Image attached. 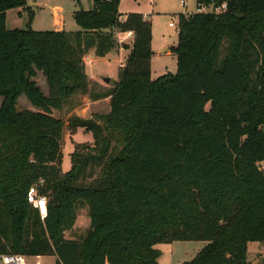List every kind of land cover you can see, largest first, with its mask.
Returning <instances> with one entry per match:
<instances>
[{
  "label": "trees",
  "instance_id": "trees-1",
  "mask_svg": "<svg viewBox=\"0 0 264 264\" xmlns=\"http://www.w3.org/2000/svg\"><path fill=\"white\" fill-rule=\"evenodd\" d=\"M27 1L0 0V256L159 264L158 245L203 241L182 264H249L248 245L264 243V0H196L227 8L180 14L177 72L155 80L152 24L122 19V0L75 12L78 32L34 31L29 9L27 28L8 29L7 12ZM128 32L118 82L99 96L110 112L103 126L73 120L94 145H76L63 173L65 124L52 111L87 93L84 56L105 58ZM23 96L38 110H19ZM40 178L45 219L27 201ZM83 208L88 230L67 239Z\"/></svg>",
  "mask_w": 264,
  "mask_h": 264
},
{
  "label": "rangeland",
  "instance_id": "rangeland-1",
  "mask_svg": "<svg viewBox=\"0 0 264 264\" xmlns=\"http://www.w3.org/2000/svg\"><path fill=\"white\" fill-rule=\"evenodd\" d=\"M47 1L50 7L59 5L65 11L67 23L75 22L72 16V9L77 6V0H44ZM182 2H186V7L182 5ZM87 5V0H85ZM35 9V8H34ZM80 10V9H79ZM197 10V11H196ZM120 14L123 16L134 12H140L146 14L150 18V22L153 28L154 36V51L155 58L152 61L151 79L155 80L158 77L177 72V58L175 54H165L163 52L167 47H175L178 44V20L179 14L191 15L196 12H217L213 5L203 8L198 7L196 0H122L119 5ZM37 14L36 22L42 24L50 17L49 9L45 8L43 11L35 9ZM28 17L26 15L25 21L17 17L16 11H11L8 14V29H25ZM173 24V26L171 25ZM37 28V25H35ZM123 38V36H120ZM123 45V44H122ZM120 44V47L122 46ZM119 49V47L117 48ZM90 52H88L84 58L85 67H96V62L91 61L89 58ZM98 71L103 72L108 70L111 72L110 76L116 78L117 64L114 61H99ZM87 74V69L85 70ZM110 82L106 83L104 80L100 81V85L92 84L89 82L88 91L86 94H78L67 100L64 106L60 110H53L52 115L55 118L61 119L65 124L63 147H62V159L61 167L59 169L63 173H67L72 168L71 154L74 152L76 145L84 147H91L94 145V139L91 133H87L84 128L72 127L73 120L76 118L82 119L80 115L82 110L85 109L86 118L83 120H90L101 126H103V118L106 117L110 110H108L106 104H99L98 106L90 107L88 105L89 97L92 99L98 98L100 95L110 92L112 89L108 86L114 85V81L109 77ZM37 84L41 87L45 95H48V86L45 77L42 72H38L35 78ZM2 99L0 98V107ZM210 103L205 105V109L209 110ZM18 109H32L38 110L33 107L26 97H21L18 101ZM91 116V117H90ZM81 129V130H79ZM264 168V164L262 165ZM39 178V177H38ZM39 180V179H38ZM36 184V182L34 183ZM33 184V185H34ZM49 200V197H48ZM89 216L86 208L79 210L76 219L75 226L69 234V238L79 235H84L89 228ZM89 224V225H88ZM74 234V235H73ZM207 245L203 241H180L172 244H161L157 248L161 253L159 264H182L189 262L195 258V256ZM49 264H55V258L46 260ZM248 262L249 264H264V243H250L248 245Z\"/></svg>",
  "mask_w": 264,
  "mask_h": 264
},
{
  "label": "crops",
  "instance_id": "crops-1",
  "mask_svg": "<svg viewBox=\"0 0 264 264\" xmlns=\"http://www.w3.org/2000/svg\"><path fill=\"white\" fill-rule=\"evenodd\" d=\"M48 4L49 3L47 1H44V0H28L26 7L14 9V11H16L17 17L19 19H21V20H24V21H25L26 15L28 17L27 9L33 11L34 18H33V22H32L31 28L34 31H55V32L65 31V32H69V33H74V32H78V31L81 30L80 27L76 24V22H72L71 21V22L67 23L66 16H65V11H64V9L61 6L56 5V6L50 7ZM77 6H79V8L75 6V8L72 9V11H71L73 17H74V13L79 11V9L80 10L83 9L85 11L90 10L92 8V6H93V0H87V5H85V0H80L79 2L77 0ZM34 8L35 9L37 8V10H40V11H43L45 8L46 9L48 8L49 11H50L49 19L46 20L45 22H43L42 24L35 23L37 14H36ZM11 11H13V10H10V11L7 12V27H8V14ZM196 11H195V13H196ZM134 13H140V12H134ZM140 14H142L146 20L150 21V18L148 16H146V14H143V13H140ZM126 16L127 15L123 16L122 19L125 18ZM35 25H37V28H35ZM152 30H153V28H152ZM133 38H134L133 34L131 36L123 35V38H121V42H120V44L121 45L123 44V45L119 49H115L112 52H110L105 58L97 57L95 55L94 50L90 51V53H89L90 57L89 58L91 59V61L96 62V67L95 66L94 67L88 66V64H87V67H86L88 80L91 83V85L92 84L100 85V83H101L100 81L104 80L105 78L111 77L113 79V81H114V85L108 86V88L110 87V89H113L115 87L116 83L118 82L119 69L122 68L125 65L127 57L130 54V50H127V49L123 48V46L124 45L131 46ZM171 48H173V47H171ZM171 48L167 47L166 49L163 50V52L165 54H172ZM152 50H153V57H152V60H151V72H152V61H153V58H155V55H156L155 51H154V36H153V41H152ZM104 60L105 61H107V60L114 61L117 64L116 78L110 76V74H112V73L108 72V70H105L103 72H99L98 71L99 61H104ZM88 101H89L88 105L90 107L98 106L99 104H106L108 110H110V102H111V97L110 96L109 97H105V98L98 97V98H94V99L89 97ZM80 117H82V119L87 117V115L85 114V109L82 110V114L80 115ZM79 130H81V129H79ZM89 224H90V222H89ZM70 233H71V231L66 234V238L67 239H76V238L81 236V235L75 236L73 234L74 237L69 238V234ZM41 257H42L43 261L46 262V263H48L46 260L50 259V258H52V259L55 258V260H56V257H53V256L52 257L41 256ZM107 264H109V263H107Z\"/></svg>",
  "mask_w": 264,
  "mask_h": 264
},
{
  "label": "built area",
  "instance_id": "built-area-1",
  "mask_svg": "<svg viewBox=\"0 0 264 264\" xmlns=\"http://www.w3.org/2000/svg\"><path fill=\"white\" fill-rule=\"evenodd\" d=\"M109 1V0H108ZM182 5L186 7V2H182ZM227 8V4L224 3L221 7L216 8L220 13ZM173 26V24H171ZM133 33L128 32L126 35L131 36ZM121 37H119V43ZM46 184L45 179L40 178L36 184L31 186L27 193V201L37 210L41 219H45L48 216V198L40 193V188ZM0 264H49L43 261L41 256L28 257L22 254H7L0 256Z\"/></svg>",
  "mask_w": 264,
  "mask_h": 264
},
{
  "label": "water",
  "instance_id": "water-1",
  "mask_svg": "<svg viewBox=\"0 0 264 264\" xmlns=\"http://www.w3.org/2000/svg\"><path fill=\"white\" fill-rule=\"evenodd\" d=\"M104 81H105L106 83H109V82H110V79H109V78H105Z\"/></svg>",
  "mask_w": 264,
  "mask_h": 264
}]
</instances>
